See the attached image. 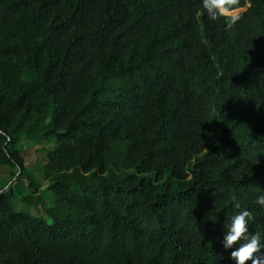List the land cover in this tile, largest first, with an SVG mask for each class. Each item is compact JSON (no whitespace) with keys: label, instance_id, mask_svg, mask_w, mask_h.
Listing matches in <instances>:
<instances>
[{"label":"trees","instance_id":"1","mask_svg":"<svg viewBox=\"0 0 264 264\" xmlns=\"http://www.w3.org/2000/svg\"><path fill=\"white\" fill-rule=\"evenodd\" d=\"M243 8L0 0V167L28 179L0 191V264H235L236 202L264 236V0ZM24 138L56 139L52 204Z\"/></svg>","mask_w":264,"mask_h":264},{"label":"clouds","instance_id":"2","mask_svg":"<svg viewBox=\"0 0 264 264\" xmlns=\"http://www.w3.org/2000/svg\"><path fill=\"white\" fill-rule=\"evenodd\" d=\"M238 0H201L202 8L211 21L223 18L228 28L233 27L239 17L230 16L229 12L237 5ZM235 201L236 198L233 197ZM255 203L264 208V193L256 197ZM239 211L225 218L223 249L231 250L230 256L235 264H264V236L259 232H250L249 223L253 219L252 213L241 208L239 202L234 204Z\"/></svg>","mask_w":264,"mask_h":264},{"label":"rangeland","instance_id":"3","mask_svg":"<svg viewBox=\"0 0 264 264\" xmlns=\"http://www.w3.org/2000/svg\"><path fill=\"white\" fill-rule=\"evenodd\" d=\"M231 15H237V11L229 12ZM56 144V139L52 140H41V141H32L30 139L24 138L18 144V148L23 152L26 157V173L33 176L38 182L43 180L42 189L40 194H45L48 203L52 204L53 195L50 190L46 187L48 182L44 179V172L46 164V152L48 150L54 149ZM3 167V168H1ZM0 168V191L4 188H9L11 185L15 184L17 178H12L9 173V167L1 166ZM28 184V179L21 181L18 187H15V190L18 192H24ZM39 194H36V196ZM24 204H19L20 208H23ZM34 215L39 216L42 212V208L31 207L29 210Z\"/></svg>","mask_w":264,"mask_h":264},{"label":"crops","instance_id":"4","mask_svg":"<svg viewBox=\"0 0 264 264\" xmlns=\"http://www.w3.org/2000/svg\"><path fill=\"white\" fill-rule=\"evenodd\" d=\"M5 167H9V166H5ZM1 168H3V167H1ZM0 168V169H1ZM9 173H10V175H11V173H12V170H11V168L9 167ZM42 183H43V180H39V184H41L42 185ZM16 185H18V184H15V186ZM26 188H27V186H26ZM44 196H45V194H43ZM46 197V196H45ZM25 205V204H24ZM18 208H20V207H18ZM26 208H28V206L27 205H25L24 207H23V209H26Z\"/></svg>","mask_w":264,"mask_h":264},{"label":"water","instance_id":"5","mask_svg":"<svg viewBox=\"0 0 264 264\" xmlns=\"http://www.w3.org/2000/svg\"><path fill=\"white\" fill-rule=\"evenodd\" d=\"M244 10H245V8H243V9H239V10H238V14H239L240 12L244 11Z\"/></svg>","mask_w":264,"mask_h":264},{"label":"bare ground","instance_id":"6","mask_svg":"<svg viewBox=\"0 0 264 264\" xmlns=\"http://www.w3.org/2000/svg\"><path fill=\"white\" fill-rule=\"evenodd\" d=\"M237 11V10H236Z\"/></svg>","mask_w":264,"mask_h":264}]
</instances>
